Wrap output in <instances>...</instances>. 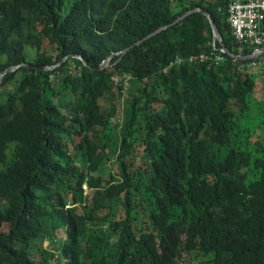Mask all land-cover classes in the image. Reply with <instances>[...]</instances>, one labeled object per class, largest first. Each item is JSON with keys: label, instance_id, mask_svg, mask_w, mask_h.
<instances>
[{"label": "trees", "instance_id": "trees-1", "mask_svg": "<svg viewBox=\"0 0 264 264\" xmlns=\"http://www.w3.org/2000/svg\"><path fill=\"white\" fill-rule=\"evenodd\" d=\"M228 1L0 0V76L70 58L0 85V264H264V53L93 70L239 54Z\"/></svg>", "mask_w": 264, "mask_h": 264}, {"label": "built area", "instance_id": "built-area-1", "mask_svg": "<svg viewBox=\"0 0 264 264\" xmlns=\"http://www.w3.org/2000/svg\"><path fill=\"white\" fill-rule=\"evenodd\" d=\"M228 22L233 29V35L238 43V52L241 55V51L245 46H253L254 51L261 52L264 46V0H229L228 1ZM215 49V44H213ZM221 53H224L220 48L219 53H213L210 56L205 54L200 56L191 57L189 59L178 58L171 67L180 66L185 62H210L214 61L216 64L221 63L224 57ZM259 64L256 61H252L247 66L257 67ZM130 80V78H128ZM128 87V83H125L123 91Z\"/></svg>", "mask_w": 264, "mask_h": 264}, {"label": "water", "instance_id": "water-1", "mask_svg": "<svg viewBox=\"0 0 264 264\" xmlns=\"http://www.w3.org/2000/svg\"><path fill=\"white\" fill-rule=\"evenodd\" d=\"M197 13H202L205 16L208 17V19L210 20V22L212 24V27H213L214 41L215 42L218 41L220 43V45H221L220 48L223 50V52L227 56H229L230 58H232L233 60H235V61H253V60H257L264 53V46H263L260 53L257 52V50H256V51H254L252 54H250L248 56L235 55V54H233L230 50H228L225 47V45H224L225 43H224V40H223V36L221 35V33L219 31V28H218L217 24L215 23V21L213 19L212 14L209 11H207V10L197 9V10H194V11H191V12L187 13L182 18L178 19L175 23H173L171 25H168V26H165V27L159 29L158 31L152 33L151 35H149L148 37H146L142 41H139L138 43L134 44L133 46L129 47L125 51L113 55L111 58H109L107 61H105L99 68H94V69L91 68V66L89 65L88 61L85 60L83 57H76V56H74L73 58L80 59L85 64V66L88 67L89 69H93L94 71H103V70L109 68L112 59H114L116 57H120V56L127 55L132 50H134V49L142 46L147 41H149V40H151V39H153V38L161 35L162 33L168 31L169 29H171V28H173V27L181 24L187 18H189L193 14H197ZM69 60H70V58H66L60 64L55 65V66H50V67H41V68H38V67L32 66L30 64H23L21 66L11 67V68L7 69L5 72H3L1 74V76H0V85L3 84L4 79H5V77L7 75L16 73V72L20 71L22 68L38 69V70H40L42 72H53V71H56V70L60 69L61 67L65 66V64Z\"/></svg>", "mask_w": 264, "mask_h": 264}, {"label": "rangeland", "instance_id": "rangeland-1", "mask_svg": "<svg viewBox=\"0 0 264 264\" xmlns=\"http://www.w3.org/2000/svg\"><path fill=\"white\" fill-rule=\"evenodd\" d=\"M116 81L119 82V79L117 78ZM260 83H261V82H260ZM116 98H117V93H116V91H113V92H111V93H108V94H107V95L101 100V105H102L104 108H108V107H110V106L112 105V103H114V102L116 101ZM254 98H255L256 100L264 99V84L259 85V86L257 87V91L254 92ZM255 102H256L257 108L254 107V112H255L256 114H257V113L259 114V113H261L262 108L259 107V105L257 104V103H258L257 101H255ZM254 105H255V104H254ZM253 118H254V117H253ZM111 164H112V162H111ZM83 188H84L85 192L88 193V191H89L88 186H87V185H84ZM58 233H59V234H58L59 237H66V234L63 232V230H60ZM44 245H45V247H47V246H48V241L45 242Z\"/></svg>", "mask_w": 264, "mask_h": 264}, {"label": "bare ground", "instance_id": "bare-ground-1", "mask_svg": "<svg viewBox=\"0 0 264 264\" xmlns=\"http://www.w3.org/2000/svg\"><path fill=\"white\" fill-rule=\"evenodd\" d=\"M130 85V84H129ZM129 89V88H128ZM131 91V90H130Z\"/></svg>", "mask_w": 264, "mask_h": 264}]
</instances>
